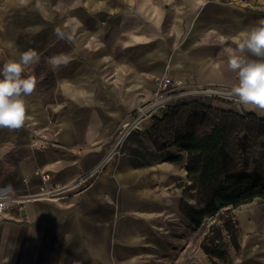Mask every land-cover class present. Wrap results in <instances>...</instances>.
I'll list each match as a JSON object with an SVG mask.
<instances>
[{
	"label": "crops",
	"instance_id": "0c3cea01",
	"mask_svg": "<svg viewBox=\"0 0 264 264\" xmlns=\"http://www.w3.org/2000/svg\"><path fill=\"white\" fill-rule=\"evenodd\" d=\"M40 3L43 11L37 0L26 8L0 0V60L35 49L49 77L26 98L25 126L0 128V188L12 187L0 214V264H161L200 262V254L212 264L200 246L186 241L173 250L159 231L186 221L180 207L190 182L186 158L146 161L133 151L129 139L150 119L97 175L80 177L101 163L164 76L182 90L228 95L206 102L214 110L264 114L231 93L238 79L228 67L239 55L233 37L264 21V0ZM63 55L69 62L53 67L50 60ZM41 140L51 145L39 147ZM37 170L64 189V199H23L39 189ZM249 219L254 248L245 244L234 262L264 264V216Z\"/></svg>",
	"mask_w": 264,
	"mask_h": 264
},
{
	"label": "rangeland",
	"instance_id": "374dc122",
	"mask_svg": "<svg viewBox=\"0 0 264 264\" xmlns=\"http://www.w3.org/2000/svg\"><path fill=\"white\" fill-rule=\"evenodd\" d=\"M48 60L39 58L38 61L29 64L28 72L24 76H34L37 83H46L48 75ZM6 63L0 60V67ZM228 95L209 96L203 93L195 96H186L172 101L167 108L151 116L150 128L141 133H136L129 140L137 156H142L146 161L172 160L177 156L187 159V153L177 144L176 139L186 135L203 136L215 132L221 137L227 156L219 158L218 169L221 171L218 180L203 185L200 182L193 183L186 188L180 207V213L186 221H169L167 227L161 228L160 233L168 236L173 241V250L179 249L181 243H191L200 246L204 234L213 223H221L219 214L207 217L199 227H195L189 220L191 210L200 211L210 200L212 195L222 186L227 174H252L264 179V121L260 118H249L242 111H219L202 108L204 105L193 104L188 107L186 102L198 99L207 104L213 98H226ZM229 97V96H228ZM115 142V138H114ZM125 148V146H124ZM123 150L121 151H124ZM261 196H256L251 202L241 204L233 209L237 225L235 232L225 234V244L228 250V262L224 264H255L256 262H234L242 255L245 244L254 246V237L239 224V211L248 214L252 219L264 216V187L260 189ZM236 240L238 249L230 243V239ZM177 242V246L174 244ZM200 248V247H199ZM254 248V247H253ZM174 252V251H171ZM201 253V250H200ZM161 264H211L200 254V262H160Z\"/></svg>",
	"mask_w": 264,
	"mask_h": 264
},
{
	"label": "clouds",
	"instance_id": "9594fccd",
	"mask_svg": "<svg viewBox=\"0 0 264 264\" xmlns=\"http://www.w3.org/2000/svg\"><path fill=\"white\" fill-rule=\"evenodd\" d=\"M32 0H18L20 7H28ZM36 8L43 11V5L37 0ZM223 42L226 38L221 36ZM239 55L232 54L228 67L236 73L238 83L232 87L239 103L252 110L264 111V21L242 31L233 37ZM246 54H250L246 55ZM39 60L35 49L19 53V59H10L0 67V128L20 129L31 119L28 115V101L36 86L34 76H24L26 67ZM67 55L53 57V67L67 64ZM11 185L0 188V211L7 206Z\"/></svg>",
	"mask_w": 264,
	"mask_h": 264
},
{
	"label": "trees",
	"instance_id": "16d2710c",
	"mask_svg": "<svg viewBox=\"0 0 264 264\" xmlns=\"http://www.w3.org/2000/svg\"><path fill=\"white\" fill-rule=\"evenodd\" d=\"M204 105L212 109L200 100L186 102V105L193 104ZM214 110V109H212ZM249 118H256L254 112H246ZM264 121V114L260 118ZM176 144L187 153L186 170L187 180L190 184L185 186L190 188L193 183L200 182L203 185L210 184L218 180L221 171L218 169L219 158L226 157V151L223 146L221 137L216 136L215 132L203 136L186 135L176 139ZM181 156H177L172 161L179 160ZM264 187V179L258 175L252 174H227L222 186L216 191L210 200L202 207L200 211L191 210L188 214L190 222L199 227L203 220L219 214V224L213 223L208 231L204 234L200 248L212 261V264H224L228 262V250L225 244V234L235 232L237 225L233 214V209L245 203H249L256 196H261L260 189ZM184 189V191H185ZM230 243L235 249H238L236 240L230 239Z\"/></svg>",
	"mask_w": 264,
	"mask_h": 264
},
{
	"label": "built area",
	"instance_id": "2783aa9c",
	"mask_svg": "<svg viewBox=\"0 0 264 264\" xmlns=\"http://www.w3.org/2000/svg\"><path fill=\"white\" fill-rule=\"evenodd\" d=\"M203 93L209 94V96H220L224 95L223 92L213 90V89H194V90H182L181 85L174 78L164 76L158 79L157 86L155 91L153 92V97L148 102H145L139 105L131 116V119L124 124L119 130L117 138L113 143V146L110 148L104 159L98 164L96 167L91 169L89 172L82 174L81 179L85 178H93L97 175L100 170L104 167L106 162L109 160L112 154H120L122 151V146L128 136L135 130H137L142 123L150 119L152 115L160 112L162 109L167 108V106L172 102L176 101L179 98L186 96H195ZM198 101V99H195ZM194 100H191L192 102ZM51 145V142L47 140H41L38 143L39 147H46ZM36 173L40 176V184L39 189L35 194H28L23 197L25 200H33V199H51V200H62L63 196V188L55 183L50 185V174L48 172H43L37 170ZM6 207L3 209V211ZM0 211V214L3 212Z\"/></svg>",
	"mask_w": 264,
	"mask_h": 264
},
{
	"label": "bare ground",
	"instance_id": "6f19581e",
	"mask_svg": "<svg viewBox=\"0 0 264 264\" xmlns=\"http://www.w3.org/2000/svg\"><path fill=\"white\" fill-rule=\"evenodd\" d=\"M239 222L245 231L254 228V222L250 221L249 217L243 211H239Z\"/></svg>",
	"mask_w": 264,
	"mask_h": 264
}]
</instances>
